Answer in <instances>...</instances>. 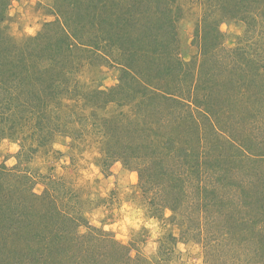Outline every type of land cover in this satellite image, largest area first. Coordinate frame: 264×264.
Returning <instances> with one entry per match:
<instances>
[{"label":"rangeland","instance_id":"rangeland-1","mask_svg":"<svg viewBox=\"0 0 264 264\" xmlns=\"http://www.w3.org/2000/svg\"><path fill=\"white\" fill-rule=\"evenodd\" d=\"M0 7V30L14 42L45 34L39 53H28L17 79L4 83L11 93L0 88L8 96L2 106L10 109L0 122V264L24 263L15 250L24 249L18 243L33 228L31 211L47 216L37 226L42 234L47 221L55 227L44 234L56 253L48 264L64 258L72 264L69 250L57 253L75 243L82 254L88 255V246L134 258L121 264H264V240L256 237L264 230V187L250 186L261 194L258 209L238 188L217 184L225 206L204 190L218 175L209 163L229 151L227 141L246 152L259 150L256 139L264 142V0H0ZM163 20L173 21L170 31H163ZM162 38L170 58L146 56L160 49L155 39ZM178 59V72L159 75ZM128 65L141 70L144 81L188 99L192 108L209 97L213 111L193 118L184 108L151 105L148 95L135 96ZM26 78L43 92L40 107L35 84L20 95L19 81L24 85ZM211 122L222 143L210 133ZM129 128L143 134L131 140L135 145L149 138L151 146L128 150L123 131ZM172 137L190 149L187 164L180 151L177 160L167 155L164 145ZM256 160L245 161L241 173L264 176V159ZM148 163L151 169L140 172ZM165 164L176 179L161 174ZM165 179L168 187L161 184ZM175 189L184 193L178 202ZM61 227L71 228L68 239Z\"/></svg>","mask_w":264,"mask_h":264},{"label":"trees","instance_id":"trees-1","mask_svg":"<svg viewBox=\"0 0 264 264\" xmlns=\"http://www.w3.org/2000/svg\"><path fill=\"white\" fill-rule=\"evenodd\" d=\"M3 12H4V7L3 8L0 7V22H1V17H2L1 15L3 14ZM162 23L165 25L164 27H162L163 31H165V30L170 31L169 29L173 28L172 27L173 21H171V20H169V21L163 20ZM43 39H45V34H40V35H37L34 37L26 38V41L23 43H16L13 41L12 38L7 36L2 30H0V88H3L5 90L9 91V94L11 93L12 89L9 87V85H11L12 81L8 82L9 88L4 86V83L5 82L7 83V81H9V80L17 79L18 67L24 69V67L27 65L28 53H29V58L31 56L34 57L35 53L36 54L39 53L37 50L41 49L40 45L43 43ZM167 41H168L167 39L163 40V38H162V40H159V41H157V39H155V43H160V49L156 48L155 50L147 51V54H146V51L143 50V52H144L143 55L146 54V56H148V54L151 53L150 56L153 59L156 56H157V58L163 57V56H165L164 58H170L169 57L170 53L168 50L169 45L166 44V43H168ZM62 48H63V46H62ZM66 48L69 50V48H71V47L68 45ZM59 52H64V51H59ZM137 53H138V51H137ZM137 53L135 55H137ZM53 59L56 60L55 58H53ZM178 60H179V62H178L179 64H175V66L168 65L166 68L160 69L159 75L162 76V74H163L162 72H165L168 75H172V74L178 72L179 67H182V64H183V61H181V59H178ZM177 65H179V66H177ZM126 67H127L126 73L128 75L133 76L132 77L133 83L131 85L133 87L138 86V89L136 90L135 96L136 95H142V96L146 97L148 95L146 98H148L149 101H151V105L154 102L158 101L159 103H161V105L166 104L167 105L166 107L170 110L177 109V108L178 109L184 108L187 110V112L194 114L193 118H195V114H205L209 117L210 113L213 111L210 108V106L207 107V105H208L207 102H208L209 97H205L206 99H204V101L202 99H199L198 101H196V108H192L191 104H189V102H188V99H185L184 97L176 94L175 93L176 91L172 92V90L169 88L162 89L163 87H159L158 85L155 86L152 84V82L144 81L139 75V74H142L141 70L139 72V69H137L133 65H128ZM259 71H260V67L258 66L256 68V72H259ZM213 74H214V76H219V75L223 74V72L222 71L217 72V73L213 72ZM232 75H234V74H232ZM239 76H240V79H242V77L244 76L243 71L239 73ZM27 79L28 78L24 79L23 81H26ZM54 80H56V79H54ZM212 81L217 83V78L213 77ZM33 82H35V80L32 81V80L28 79L26 81V83H23L24 85H22L21 80L19 81V84H20V87L22 90V91H20V95L22 97H26V95L28 94L27 92H29V90H32L31 88H32L33 84H35ZM55 85H56V83H54V85L52 87L55 88ZM167 85H168V83H166V86ZM246 87H247V85H242V86H240L241 89H239V90H242V88H246ZM33 89H34L33 99L40 107L41 102H43V97L41 95L43 92L42 91L40 92L39 90L37 91V84L34 85ZM178 92H179V90H178ZM7 97H6V95L3 94V92L1 94V91H0V122L2 119H6L5 116H7V114L9 113V110H10V109H8V107L6 108L5 106H2L4 104V101L5 102L7 101ZM29 97L24 98V99L28 103L31 104V98H29ZM131 100H132V102H134L137 100V98H134ZM36 103H33V104H35L37 106ZM205 107H207V108H205ZM190 120L194 125H197V121L195 119H190ZM210 128L213 130V131L211 130L210 133L212 132L214 134V136L217 137L216 141L222 143L223 141H220V136H219L218 130H216V127L214 124H212V122H211ZM119 129H121V128L118 127L116 130H119ZM197 129H200V128H197ZM199 132L197 131V133H199ZM123 133H126L127 140L129 141L128 144L125 146L128 148V150L130 148H132V147L134 148L135 146H138L140 144L141 145L143 144L144 147H146L145 145L149 146L151 144L149 142V138H147L146 143H144L146 139H144L142 142H139L140 144H137V145H135V143H133L134 138L138 139V138L143 136V134L138 132V130L132 131L129 128L126 131H123ZM199 138H200L199 141H201L200 135H199ZM262 140L256 139V142L253 145L254 148H255V146L258 147L259 150L250 149V147H249V148H246L247 152L243 149L242 146H238L235 141H232V140L227 141L226 140L227 142L225 144L228 145L227 147L229 148L228 149L229 151H226V153L225 152L219 153L216 161H214L215 164L209 163L212 167L215 168V173H217L218 175H217V178L214 177L215 180H213L214 178L211 179L210 180L211 185L204 189L206 191V194H210V195L216 197V198H214V200L217 202L219 200L218 204L224 205L227 203L226 200H228V199L226 197L218 195L217 184L222 185V187L224 186V187H230V188H238L239 190L246 192L245 193L246 198L248 199V200L246 199V202L249 203V206L250 205L252 206V204H253V207L257 208L255 206L258 203H260L259 199L262 198L261 194H259L258 192L260 190V187H264V176L261 174H255V173L253 175L249 171H248V173H241V172L244 169L245 161H251L253 164H255L257 161L256 159H261V160L264 159V149H263L264 142ZM216 141H214V142H216ZM178 142H180V144ZM183 142L188 143V141H186V140H183ZM181 143L182 142L180 140L173 142V137H172L171 139H168L166 146L164 145V147H166V149H167V145H169L167 155L168 156H170V155L174 156L176 160H177L176 153L178 151H180L179 154L181 155L180 156L181 160L183 162H185V164H187L186 163V158L188 157L187 155H191L192 153L190 154L189 153L190 149L185 147V145H183ZM245 147L246 146H244V148ZM135 148H137V147H135ZM192 148L193 147H191V149ZM210 148H212V150H215L217 147H216V145H213ZM161 162L162 161H159V163H161ZM150 167L151 166L148 163V165H146V167H144L140 172H143L147 169H151ZM188 167H190V166H188ZM170 168H168L167 164H165L163 166V171L161 172V174L163 176H165V178L169 177V175H170L172 178L176 179L177 177L172 175L173 172H171L172 170ZM183 169L184 170L182 171V173H186L187 167L184 166ZM252 170L255 172L254 168H252ZM173 171H175L176 174H178L179 178H181V176L182 177L184 176L182 173H180L176 170H173ZM234 172H238L239 175L236 177V173H234ZM157 175L159 176L160 172ZM142 177H143V175L141 176V178ZM236 178H240V179H236ZM166 180L167 179H165V180H163V182H161V184L164 185V187L167 184ZM244 180H248V182L245 183ZM178 181H180V180H178ZM182 186H181V188L184 189V187H182ZM250 186H252V189L259 187V190L256 189L254 192ZM167 187H168V184H167ZM150 189H152V188H150ZM171 189H172V187H170L169 190H171ZM182 189L181 190L179 189V192L177 189H175L173 191V194L175 196L174 198L176 200L174 202H178V200L180 198H182L181 195L184 196ZM186 196L187 195H185V197ZM30 210H31L30 208L25 209L26 215L28 213H30ZM172 210L176 211L177 208L172 207ZM31 212H32V216H31V219L29 221V227H31V228L33 227V228L31 231H29V235L25 239L26 241L24 240L25 242L22 241V242L18 243L19 245L24 244V249L23 250H20V249L15 250V252L18 253V254H16L17 262L23 261L24 263H22V264H48L47 263V261L49 262L48 258L55 256L56 253H54L51 250H48L49 248H47L46 245L50 244V243L47 241L44 234L47 231V228H50L51 230H55L54 229L55 227L51 226L50 220L47 221L45 223V225H43V227L45 228V232H44V234H42V232H41L42 230L37 229V226H40L41 221L45 220V219L41 218L42 217L41 215H43V217L44 216L47 217V216L44 214V212H40L37 215H35L34 211H31ZM65 218L67 220L70 219L69 216L65 217ZM263 221H264V219H262L261 222H263ZM70 222L71 223L73 222L72 219L70 220ZM256 223H260V222H256ZM67 226H72V224H68ZM68 230L71 231V228H68V227H64V229L62 228V232L60 235L65 236L64 239H68V232H69ZM91 237H93V236H89L88 238H91ZM256 237H258L260 239V241L262 242L264 240V230L260 229L256 233ZM75 245H76L75 246L76 249L71 247L72 245H68V246L66 245L64 248H62L61 251H58L57 256L63 254L64 251L69 250L68 251L69 258L72 257L70 259L72 261V264H110L108 262V260H110L113 264H118V263L121 264L122 260L126 261V259H129L130 261H132L134 259L133 257L130 256V253H128V257L122 258L121 253H115V252L110 253V254L103 253V251H101L99 249L91 250V248H89L88 246H85L86 247L85 250H88V255L86 254L85 251L82 254L80 250H77L78 247H80V245H78L76 243H75ZM123 247L128 249V252L131 251L129 247H127L125 245ZM121 248H122V246H121ZM27 249L30 252H26ZM72 249H73V251H72ZM80 253L82 255H79ZM71 254H73V255H71ZM86 255L89 257H87ZM123 255L126 256V254H123ZM88 258H89V261H88ZM65 259L66 258H64V260L60 264H64Z\"/></svg>","mask_w":264,"mask_h":264}]
</instances>
